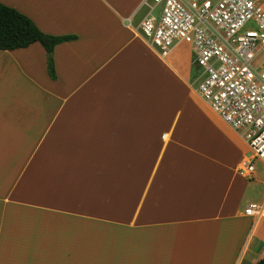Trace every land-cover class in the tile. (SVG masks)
I'll list each match as a JSON object with an SVG mask.
<instances>
[{"label":"crops","instance_id":"0c3cea01","mask_svg":"<svg viewBox=\"0 0 264 264\" xmlns=\"http://www.w3.org/2000/svg\"><path fill=\"white\" fill-rule=\"evenodd\" d=\"M45 35L0 51V264H259L249 147L200 97L153 0H0ZM192 52V49L189 48ZM191 61V60H190ZM253 195V193H252Z\"/></svg>","mask_w":264,"mask_h":264},{"label":"built area","instance_id":"2783aa9c","mask_svg":"<svg viewBox=\"0 0 264 264\" xmlns=\"http://www.w3.org/2000/svg\"><path fill=\"white\" fill-rule=\"evenodd\" d=\"M151 10L143 37L163 56L191 47L201 70L197 91L244 135L249 154L239 174L254 180L256 162L264 166V0H153ZM244 216L264 220V200Z\"/></svg>","mask_w":264,"mask_h":264},{"label":"trees","instance_id":"16d2710c","mask_svg":"<svg viewBox=\"0 0 264 264\" xmlns=\"http://www.w3.org/2000/svg\"><path fill=\"white\" fill-rule=\"evenodd\" d=\"M74 40L75 37L45 35L29 18L0 3V51L27 49L37 43L42 45L48 55V73L51 79H56L53 57L55 48ZM259 264H264V258Z\"/></svg>","mask_w":264,"mask_h":264},{"label":"rangeland","instance_id":"374dc122","mask_svg":"<svg viewBox=\"0 0 264 264\" xmlns=\"http://www.w3.org/2000/svg\"><path fill=\"white\" fill-rule=\"evenodd\" d=\"M212 1L216 2L218 0H212ZM159 11H160V9L157 10V12H159ZM180 48H182V49H181V51H179V53L181 52L180 57H181L182 61L184 62V64H189L190 62H192V64H193L191 74H192L193 82L195 83V87L198 89L199 84H200L199 77L201 75V70L198 67H196V65L194 64L195 56L191 52V50L189 49V48H191L190 46L181 45ZM255 166L257 168V175H259L258 177L264 181V166L259 162H256ZM252 193H253V195H252ZM252 193H251V198L249 200L250 202L255 201V199L257 197H261L262 199L255 201V202H262V200H264V188H262L260 185H255Z\"/></svg>","mask_w":264,"mask_h":264}]
</instances>
